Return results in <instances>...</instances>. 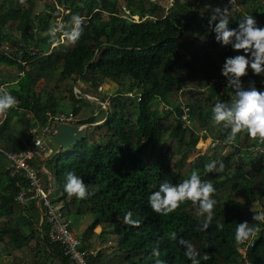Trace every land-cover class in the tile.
Listing matches in <instances>:
<instances>
[{"label": "trees", "instance_id": "1", "mask_svg": "<svg viewBox=\"0 0 264 264\" xmlns=\"http://www.w3.org/2000/svg\"><path fill=\"white\" fill-rule=\"evenodd\" d=\"M52 1L0 0V65L18 74L0 81L16 100L7 114L0 112V149L25 150L29 129L43 126L47 113L66 109L75 126H85L82 139L43 161L41 181L46 189L53 180L66 219L91 218L81 236V248L93 252L87 264H191L186 244L198 264H264V222L252 220L264 211V142L245 132L226 142L230 130L211 119L212 105L233 96L220 71L224 59L242 50L221 46L208 25L211 8L219 6L227 9L230 28L244 15L264 26V0H175L169 8L158 0ZM74 15L81 18V35L74 43L61 41ZM57 19L60 31L52 39ZM240 79L245 88H264V76L251 70ZM78 82L82 95L108 100L101 115L74 93ZM107 82L116 86L108 97L98 91ZM183 104L189 126L180 119ZM194 153L201 154L191 159ZM210 161L219 171H205ZM7 162L0 152V255L11 264H71L49 242L35 204L15 202L20 179L4 171ZM193 170L215 188L206 229L189 200L168 213L148 205L161 183L178 184ZM69 171L85 184L84 198L63 191ZM126 213L138 223H126ZM243 221L258 230L238 242L234 232ZM109 238L113 246L98 248Z\"/></svg>", "mask_w": 264, "mask_h": 264}, {"label": "clouds", "instance_id": "2", "mask_svg": "<svg viewBox=\"0 0 264 264\" xmlns=\"http://www.w3.org/2000/svg\"><path fill=\"white\" fill-rule=\"evenodd\" d=\"M81 23V18L74 15L71 18L70 27L62 32V36L68 42L74 43L83 30ZM208 25L215 33V41L221 46L231 45L233 50H242V52L224 59L220 71L221 75L227 79V86L233 90V96L230 102L217 101L212 105L211 119L214 123L222 124L224 128L230 130L226 136V142L235 140L237 133L240 132H245L250 139L264 142V88L258 90L251 84L245 88L240 79L249 70L254 75L264 76V26H258L253 15H244L235 28H230L227 9L219 6L211 8ZM55 31V29L50 30L52 39H55ZM261 84L264 85V80L261 81ZM15 103V97L8 91L0 89V112H5ZM106 108L103 109L106 110ZM79 127L82 128V131L85 128L83 125ZM220 167L222 168L223 165L221 164ZM204 168L208 172L219 171L215 161L206 163ZM63 191L69 197L74 195L77 198H84L88 195L82 179L71 171L66 174ZM214 192L213 185L201 180L198 172L193 170L187 179L178 184L161 183L156 191L149 194L148 205L156 213H168L176 209L181 202L189 200L192 204L197 205L196 214L203 217L201 227L206 229L213 217L212 210L216 200L211 194ZM130 215V213L125 214V222L128 224L138 223L131 220ZM252 220L264 222V211L255 212ZM217 227L222 226L217 224ZM257 230L258 225L249 226L247 221L239 222L235 228L234 238L241 242ZM186 247L188 250L185 255L190 258L191 264H198V261L193 259L195 253L191 250L192 246L186 244Z\"/></svg>", "mask_w": 264, "mask_h": 264}, {"label": "built area", "instance_id": "3", "mask_svg": "<svg viewBox=\"0 0 264 264\" xmlns=\"http://www.w3.org/2000/svg\"><path fill=\"white\" fill-rule=\"evenodd\" d=\"M59 22V19H57L55 26L58 27H52L56 30V33L60 31ZM62 39L64 37L61 35L60 40L62 41ZM98 90L101 91L102 88L99 86ZM74 93L81 95L82 98L89 102L100 105L102 108L108 106V100L101 103L95 97L82 95L77 90V87H74ZM126 95L127 97H135L137 101H140V95L133 93H127ZM162 108L165 112H173L172 108L167 106H162ZM181 108L183 115L180 119L189 126L190 121L187 120L188 108L184 104ZM46 115L47 121L43 126L36 125L29 129L32 137L25 150L13 153L0 149V152L8 160L4 171L10 177L20 179L15 183L18 191L14 200L20 205L35 204L40 212V225L44 223L46 226L45 234L49 242L58 244L61 248L62 255L68 258L71 264H87V257L93 254V252L81 248V237L75 236L72 233L69 220L63 216L62 204L52 199L51 190L45 189L41 181V173H47L43 161L52 154L49 142L57 133V125L72 124L74 122V116L69 111H60L55 115L47 113ZM200 134H203V132ZM259 150L264 151V146H261Z\"/></svg>", "mask_w": 264, "mask_h": 264}, {"label": "rangeland", "instance_id": "4", "mask_svg": "<svg viewBox=\"0 0 264 264\" xmlns=\"http://www.w3.org/2000/svg\"><path fill=\"white\" fill-rule=\"evenodd\" d=\"M176 1H182V0H176ZM47 2L52 4L53 1L52 0H47ZM158 2H159V4L169 8L175 2V0H158ZM175 9H177V8H175ZM132 20L136 21V20H138V17L137 16H133ZM16 76H18V74H17V70L15 68H11V67H6V66H3V65H0V81L1 80H3V81H12V80H14L16 78ZM78 83L76 84L77 88H78V85H79V88H82L81 86H82L83 83L82 84H80V82H78ZM84 86H86V85L84 84ZM3 87H4V85H1L0 89H3ZM115 87L116 86L114 84H111V83L107 82V83H105V86H101L102 90L100 92H104L103 94L106 95V97H108V96H110L113 93V91L115 90ZM93 105H94V112L97 115L99 113L101 115V112H103L104 109L100 105H97V104H93ZM63 108H64V106H63ZM63 111H67V110L65 109ZM9 113L10 112L8 111V117L12 116ZM6 114H7V110H6ZM200 137H201V134H200ZM208 144H209V141H208V143L206 145H208ZM203 152H204V150H203ZM199 154H201V153L192 154L191 155V159L194 158V155L196 156V155H199ZM50 186H51V190L53 192L52 197H53L54 200H56L57 191H56V188H55L53 180L51 181ZM252 210H255V211L259 210V205L258 204H254L252 206ZM68 220L70 222V228H71L72 233L75 236H78V237L82 236V234L84 233V231L87 229V227L89 226V224L91 222V218L89 216H72ZM99 231H100V229H98V228L95 230V232H97V233ZM114 244H115V240L109 238L106 241H102V242L98 243V248L103 250L104 248L111 247ZM0 253H1V250H0ZM0 264H11V257H7V256H4V255L1 254L0 255ZM50 264H61V263L58 260H54Z\"/></svg>", "mask_w": 264, "mask_h": 264}, {"label": "water", "instance_id": "5", "mask_svg": "<svg viewBox=\"0 0 264 264\" xmlns=\"http://www.w3.org/2000/svg\"><path fill=\"white\" fill-rule=\"evenodd\" d=\"M83 138L82 128L74 125L59 124L57 133L49 142V147L52 150H63L68 148L74 142Z\"/></svg>", "mask_w": 264, "mask_h": 264}, {"label": "crops", "instance_id": "6", "mask_svg": "<svg viewBox=\"0 0 264 264\" xmlns=\"http://www.w3.org/2000/svg\"><path fill=\"white\" fill-rule=\"evenodd\" d=\"M79 84V83H78ZM77 87V86H76ZM77 90H79V92H80V88H79V85H78V88H77ZM50 180V179H49ZM47 189H50L51 190V187L50 186H48V188ZM51 192H52V190H51Z\"/></svg>", "mask_w": 264, "mask_h": 264}]
</instances>
